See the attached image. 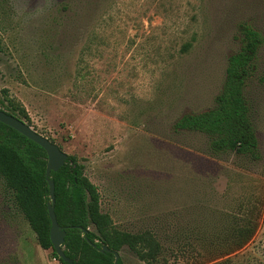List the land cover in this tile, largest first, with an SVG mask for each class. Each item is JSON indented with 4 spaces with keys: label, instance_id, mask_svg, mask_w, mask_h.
<instances>
[{
    "label": "rangeland",
    "instance_id": "rangeland-1",
    "mask_svg": "<svg viewBox=\"0 0 264 264\" xmlns=\"http://www.w3.org/2000/svg\"><path fill=\"white\" fill-rule=\"evenodd\" d=\"M245 24L264 37V0H0V101L77 157L117 230L155 235L158 264H264V45L246 89L261 160L175 130L215 106ZM0 264H60L2 176Z\"/></svg>",
    "mask_w": 264,
    "mask_h": 264
},
{
    "label": "trees",
    "instance_id": "trees-1",
    "mask_svg": "<svg viewBox=\"0 0 264 264\" xmlns=\"http://www.w3.org/2000/svg\"><path fill=\"white\" fill-rule=\"evenodd\" d=\"M239 40L240 49L228 60L225 82L215 106L184 115L176 122L175 130L206 136L213 154L236 152L259 161L262 155L246 89L255 77L264 37L252 25L245 24ZM13 107L11 101L7 105L0 101V110L18 117ZM21 112L26 114L23 109ZM47 165L48 155L41 146L0 122V176L41 248L54 252ZM51 179L55 183L57 219L67 232L64 251L72 261L64 262L54 252L60 264H115V256L101 250L108 247L120 252L124 246L135 252L144 264L160 262L163 247L155 235L148 231L137 234L119 231L111 216L102 212L100 192L85 175V166L77 157L69 156L64 167L51 173ZM92 227L96 231H92ZM255 231V225L240 230L239 247L249 242ZM119 264H123L121 259Z\"/></svg>",
    "mask_w": 264,
    "mask_h": 264
},
{
    "label": "water",
    "instance_id": "water-1",
    "mask_svg": "<svg viewBox=\"0 0 264 264\" xmlns=\"http://www.w3.org/2000/svg\"><path fill=\"white\" fill-rule=\"evenodd\" d=\"M0 122L35 142L46 151L48 155L46 178L49 183L50 197L52 199V203L48 205V211L52 222L51 240L53 249L60 259H62L64 262L71 263V259L67 257L64 251L67 232L60 226L57 219L55 212V183L51 179V173L58 172L62 167H64L69 155L65 153L59 145L53 143L48 138H45L24 121L18 117L10 115L6 111L0 110ZM91 245L96 247L95 244ZM101 251L112 253L115 256V264H119V260L121 258L119 252L112 251L108 247H103Z\"/></svg>",
    "mask_w": 264,
    "mask_h": 264
}]
</instances>
